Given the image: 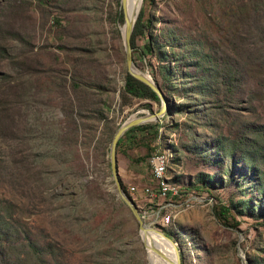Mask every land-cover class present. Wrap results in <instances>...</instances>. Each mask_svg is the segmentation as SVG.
Here are the masks:
<instances>
[{
  "label": "rangeland",
  "instance_id": "obj_1",
  "mask_svg": "<svg viewBox=\"0 0 264 264\" xmlns=\"http://www.w3.org/2000/svg\"><path fill=\"white\" fill-rule=\"evenodd\" d=\"M214 1L140 0L142 18H149L150 26L135 39L132 62L140 71L154 75L159 84V58L153 52L138 53L148 29L160 41L170 30L219 41L215 54L228 62L232 57L241 73L240 88L231 104L234 117L264 123V23L255 27L248 17V28L232 30L220 27L226 20L222 18L217 28L211 20ZM119 15L122 18L119 0H0V45L8 52L0 56V215L11 225L4 238L12 242L10 255L25 257L20 264H38L25 245L27 239L42 251L41 264H149L146 245L126 207L97 212L94 222L100 227H94V233H89L88 226L94 222L87 219L83 208L68 214L72 186L77 179L91 175V165L87 163L86 174L71 168L68 140L57 141L56 134V127L63 126L60 118L64 112L62 101L55 99L72 92L71 78L79 80L73 95L85 105L81 113L91 115L93 108L101 109L106 114L105 128L113 132L125 119L158 109L157 103L149 101L147 107V99L122 90L126 67ZM163 60L173 63L169 58ZM180 66L193 71L192 66ZM50 76L57 83L52 89L47 86ZM202 104L198 100L196 105ZM81 119L83 128L90 124L100 129V121ZM153 122L157 123L156 135L151 128L131 131L116 151L119 182L142 219L167 243L171 242L156 229L174 241L179 264H264L260 217L236 214L231 209L238 221L233 226L216 213L218 203L240 199L235 178L240 179V169L244 171L241 161L230 171L225 166L228 159L223 164L209 160L213 154L205 150V139L217 130L200 114L188 119L184 112L168 116L165 111L157 120L148 121ZM223 127L226 133L235 123ZM185 139L192 151L181 146ZM146 144L148 154L132 160L130 157L144 154ZM81 145L77 144L80 152ZM155 149L165 164L162 179L180 188L181 195L148 199L141 191L150 181L147 159ZM106 150L103 148L102 156L108 162V146ZM106 171L109 174V165ZM210 177L215 180L208 188L194 187ZM110 182L108 175L102 186L109 190ZM248 183L245 180L243 185ZM130 185L135 189H129ZM191 193L204 199L180 203ZM167 200L172 205L160 206ZM162 214L163 223L159 220Z\"/></svg>",
  "mask_w": 264,
  "mask_h": 264
},
{
  "label": "trees",
  "instance_id": "obj_2",
  "mask_svg": "<svg viewBox=\"0 0 264 264\" xmlns=\"http://www.w3.org/2000/svg\"><path fill=\"white\" fill-rule=\"evenodd\" d=\"M213 4L214 13L211 14V20L216 26L222 18L226 20L223 21L224 26L220 27L232 28V30L248 28V17H252L255 27L261 22L264 23V0H233V2L215 0ZM142 15L143 10L140 8L130 33L131 51L136 49L135 39L138 36H143L146 27L150 26V19H143ZM228 17L231 19L229 20ZM119 20L122 22L120 15ZM146 38V41L143 42V50H138V53L143 56L145 52H153L159 58L157 63L161 79L159 86L170 101L168 107L172 114L184 112L188 119H191L195 114H200V118L204 122L217 130L214 136L205 139V150L208 148L213 154L209 160L223 164L225 159H228L229 163L225 166L230 171L233 168L237 169L236 165L239 161L244 166V171L239 170L238 177L240 179L235 178L236 181L238 180L236 185L240 199H229L227 203H218L216 213L228 225L235 226L238 223L231 209L236 214L258 216L260 222L264 224V123L247 119L237 120L234 117L235 112L231 110V104L236 100L235 94L240 88L241 80L237 62L232 57L229 62L225 61L215 54L219 47V41L195 39L190 35H182L181 32L172 30L166 33L163 41H160L149 29L146 31ZM7 54L6 49L0 45V56ZM165 58H169V62L173 61V63H165L163 60ZM180 64L192 66L193 71L182 69ZM151 76L157 82L155 76ZM52 77L50 76L47 80V86L50 89L57 84ZM78 85L79 80L71 78L70 90L72 92L68 93L64 99H60L62 96L55 99V101H62L64 112L60 118L63 126L56 127V134L57 141L68 140V164L71 168L86 174L87 163L91 165L89 171L91 175L83 180L77 179V182L72 186V193L68 199V214H75L78 209L80 211L83 208L88 212L87 219L94 222L97 212L103 214L112 208H124L125 206L113 191L102 186L104 177L109 175L106 171L108 162L106 158H103L102 153L103 148H105V152L107 151L106 148L113 129L105 128L106 114L101 109L93 108L92 111L87 109L94 113L91 115L81 113L85 105L79 102L77 96L73 95ZM122 90L132 97L147 99L148 101L144 103L147 107L150 106L149 101L159 105V97L156 92L127 71L123 75ZM177 98H181V100L177 101ZM198 100L203 102L201 106L196 105ZM80 117H91L100 121V129L97 130L96 126L90 124L83 128L80 125L82 122ZM234 123L235 127L232 131L223 132V126H230ZM172 125L173 123L167 124L169 127ZM187 126L190 125L187 123ZM63 128L66 132L63 131ZM147 128H151L153 134H157L156 122L139 123L128 127L117 139L116 151L125 140L129 139L131 131L139 129L147 132ZM183 134L185 135V133ZM77 144L83 145H81L84 147L82 152L78 150ZM169 145L172 149V144L169 143ZM181 146L188 152L193 149L190 143H187V139L181 143ZM145 148L144 154L130 158L132 160L144 158L150 147L146 144ZM214 180L215 177L206 180L202 178V181L195 184L194 187L198 190L208 188ZM245 180L249 182L246 186L243 185ZM94 227L99 228L100 225L96 222L89 225V233H94ZM10 228L11 225L0 215V264H20L25 258L21 257L19 253L14 256L10 255L11 249L9 248L13 247L11 246L12 242L10 239H4L9 234ZM25 245L29 248L35 262L41 264L43 261L42 251L40 249L37 251L36 247H33L32 240L27 239Z\"/></svg>",
  "mask_w": 264,
  "mask_h": 264
},
{
  "label": "water",
  "instance_id": "obj_3",
  "mask_svg": "<svg viewBox=\"0 0 264 264\" xmlns=\"http://www.w3.org/2000/svg\"><path fill=\"white\" fill-rule=\"evenodd\" d=\"M120 9L122 12V27H119L122 42H123V49H124V60H125V67L126 71L131 74L136 79L142 81L143 83L147 84L150 88H152L157 96L159 97V107L157 110L152 112H147L142 115L134 116L130 119H125L122 121L114 130L109 143H108V165H109V179L111 180L110 183L107 184V188L115 194L117 198H119L124 206L128 209L130 215L133 217L134 221L136 222V225L139 229V232L146 227H150L141 217L136 204L133 202L131 197L127 195L124 190L121 187V184L118 179L117 175V165H116V142L119 136L130 126L144 123L148 121H154L157 120L160 115L163 114V112H167L168 116L172 115V111L169 109V100L166 98V95L164 91L160 88L159 84L155 82L152 78H146L142 71L139 69L136 71L134 69V64L132 62L131 57V46H130V33L133 26V23L136 19V16L139 11V7L136 9L134 13V17L130 21L124 13V0H119ZM151 115L152 118H145V115ZM163 233V231H162ZM164 236L168 238V240L173 244L174 241L165 233H163ZM142 239V237H141ZM175 245V244H174ZM176 249V247H175ZM177 251V249H176ZM176 264H179V258L178 254L176 252L175 255Z\"/></svg>",
  "mask_w": 264,
  "mask_h": 264
},
{
  "label": "bare ground",
  "instance_id": "obj_4",
  "mask_svg": "<svg viewBox=\"0 0 264 264\" xmlns=\"http://www.w3.org/2000/svg\"><path fill=\"white\" fill-rule=\"evenodd\" d=\"M139 6H140V0H124V13L125 16L130 21L134 17V13ZM121 29H123V27ZM134 69L136 71L138 70L135 66ZM143 74L148 79L152 78L149 73L143 72ZM145 118H152V116L147 114L145 115ZM164 172H165V164L163 167L160 168L161 179L163 177ZM156 230L162 233V230L160 229H156ZM140 236L142 237V241L147 248L149 264H176L175 255L177 251L175 249L176 247L174 245L175 243L173 244L169 242L167 243L164 237L160 233L156 231L153 232L150 227H146L145 229L141 230Z\"/></svg>",
  "mask_w": 264,
  "mask_h": 264
},
{
  "label": "built area",
  "instance_id": "obj_5",
  "mask_svg": "<svg viewBox=\"0 0 264 264\" xmlns=\"http://www.w3.org/2000/svg\"><path fill=\"white\" fill-rule=\"evenodd\" d=\"M148 163L150 165V181L148 184H145L142 186L141 191L146 193L148 195V199H151L154 196H157L161 199L171 198L172 196H178L181 195L182 192L180 191V188L175 187L174 185L170 184L166 181V179H161L160 175V168L164 166L163 163V156L157 152V149L152 151L150 155L148 156ZM129 188L131 190L135 189L134 185H130ZM203 198H197L192 193L180 200V203L187 202L189 200H203ZM206 201H210L211 199H205ZM166 205H172L170 200H167L164 204H161L160 206H166ZM156 215H158L156 211ZM159 220L161 223H163V214L159 216Z\"/></svg>",
  "mask_w": 264,
  "mask_h": 264
},
{
  "label": "crops",
  "instance_id": "obj_6",
  "mask_svg": "<svg viewBox=\"0 0 264 264\" xmlns=\"http://www.w3.org/2000/svg\"><path fill=\"white\" fill-rule=\"evenodd\" d=\"M118 173H119V171H118Z\"/></svg>",
  "mask_w": 264,
  "mask_h": 264
}]
</instances>
